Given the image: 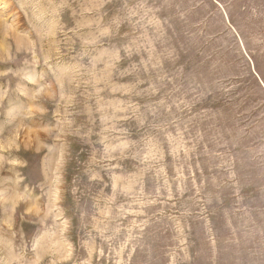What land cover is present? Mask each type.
I'll use <instances>...</instances> for the list:
<instances>
[{
    "label": "rangeland",
    "instance_id": "374dc122",
    "mask_svg": "<svg viewBox=\"0 0 264 264\" xmlns=\"http://www.w3.org/2000/svg\"><path fill=\"white\" fill-rule=\"evenodd\" d=\"M0 264H264V0H0Z\"/></svg>",
    "mask_w": 264,
    "mask_h": 264
}]
</instances>
